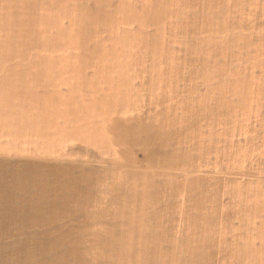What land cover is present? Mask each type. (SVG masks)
Segmentation results:
<instances>
[{"label": "rangeland", "instance_id": "rangeland-1", "mask_svg": "<svg viewBox=\"0 0 264 264\" xmlns=\"http://www.w3.org/2000/svg\"><path fill=\"white\" fill-rule=\"evenodd\" d=\"M34 151L163 191L145 264H264V0H0V264Z\"/></svg>", "mask_w": 264, "mask_h": 264}, {"label": "crops", "instance_id": "crops-1", "mask_svg": "<svg viewBox=\"0 0 264 264\" xmlns=\"http://www.w3.org/2000/svg\"><path fill=\"white\" fill-rule=\"evenodd\" d=\"M20 175L10 180V253L49 256L44 264H145L157 253L156 215L169 199L141 190L128 163L34 151Z\"/></svg>", "mask_w": 264, "mask_h": 264}]
</instances>
